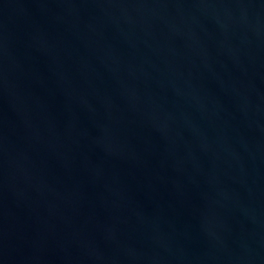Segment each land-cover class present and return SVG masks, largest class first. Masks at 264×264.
<instances>
[{
  "label": "water",
  "instance_id": "obj_1",
  "mask_svg": "<svg viewBox=\"0 0 264 264\" xmlns=\"http://www.w3.org/2000/svg\"><path fill=\"white\" fill-rule=\"evenodd\" d=\"M0 264H264V0H0Z\"/></svg>",
  "mask_w": 264,
  "mask_h": 264
}]
</instances>
